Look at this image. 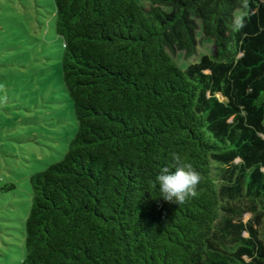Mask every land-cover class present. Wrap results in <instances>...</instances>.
I'll return each mask as SVG.
<instances>
[{"label": "trees", "instance_id": "16d2710c", "mask_svg": "<svg viewBox=\"0 0 264 264\" xmlns=\"http://www.w3.org/2000/svg\"><path fill=\"white\" fill-rule=\"evenodd\" d=\"M53 1L77 130L30 178L21 264H264V0L238 32L240 0ZM172 152L203 177L184 205L149 183Z\"/></svg>", "mask_w": 264, "mask_h": 264}, {"label": "rangeland", "instance_id": "374dc122", "mask_svg": "<svg viewBox=\"0 0 264 264\" xmlns=\"http://www.w3.org/2000/svg\"><path fill=\"white\" fill-rule=\"evenodd\" d=\"M55 25L53 0H0V264H21L30 178L63 159L77 130ZM196 39L193 56L170 54L180 69L215 52L199 30Z\"/></svg>", "mask_w": 264, "mask_h": 264}, {"label": "clouds", "instance_id": "9594fccd", "mask_svg": "<svg viewBox=\"0 0 264 264\" xmlns=\"http://www.w3.org/2000/svg\"><path fill=\"white\" fill-rule=\"evenodd\" d=\"M247 0H240V7L233 13L232 30L240 31L245 27L249 16ZM6 99V98H5ZM171 163L159 168L154 180L149 183L157 190L164 201L184 205L199 195L198 188L203 177L192 163L187 162L177 152H172Z\"/></svg>", "mask_w": 264, "mask_h": 264}]
</instances>
